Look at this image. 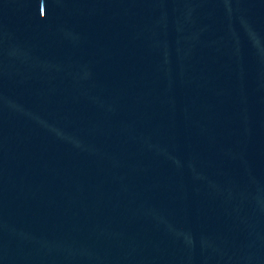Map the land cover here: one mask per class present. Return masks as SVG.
Listing matches in <instances>:
<instances>
[{"label":"water","instance_id":"obj_1","mask_svg":"<svg viewBox=\"0 0 264 264\" xmlns=\"http://www.w3.org/2000/svg\"><path fill=\"white\" fill-rule=\"evenodd\" d=\"M0 264H264V20L0 0Z\"/></svg>","mask_w":264,"mask_h":264}]
</instances>
